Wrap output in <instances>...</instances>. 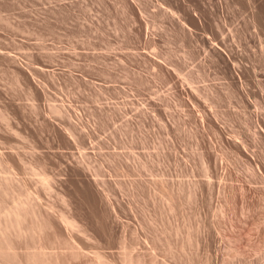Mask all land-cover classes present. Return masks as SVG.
I'll return each mask as SVG.
<instances>
[{
  "label": "rangeland",
  "instance_id": "374dc122",
  "mask_svg": "<svg viewBox=\"0 0 264 264\" xmlns=\"http://www.w3.org/2000/svg\"><path fill=\"white\" fill-rule=\"evenodd\" d=\"M9 208L1 264H264V0H0Z\"/></svg>",
  "mask_w": 264,
  "mask_h": 264
},
{
  "label": "bare ground",
  "instance_id": "6f19581e",
  "mask_svg": "<svg viewBox=\"0 0 264 264\" xmlns=\"http://www.w3.org/2000/svg\"><path fill=\"white\" fill-rule=\"evenodd\" d=\"M15 206L17 207V205H15ZM10 207H11V206H10ZM16 207L13 208V209H16ZM19 207H20V206H18V208H19ZM22 207H23V206H22ZM11 208H12V207H11ZM9 209H10V208H9ZM7 210H8V209H7ZM7 210H5V211H7ZM11 210H12V209L9 210L10 212L8 213L7 216H6V213H7L8 211L5 213L4 216L7 217V218H5V217L2 216L3 218H5V220H3V221H4L3 224L1 223L2 225L0 224V236L3 235V234H4L3 236H5V235L7 236L9 233H10V234L12 233V230H14V229L17 230V228H19V227H20L19 229H21V226H19V224L21 223V222L19 223V213H20V211H18V209H17L18 212L15 211V210H12V211H11ZM22 213H23V212H22ZM3 214H4V212H3ZM20 214H21V213H20ZM0 216H1V215H0ZM20 216H22V215H20ZM22 217H23V216H22ZM0 218H1V217H0ZM20 219H21V217H20ZM21 220H22V219H21ZM0 221H1V220H0ZM1 222H2V221H1ZM18 223H19V224H18ZM17 226H18V227H17ZM14 227H15V228H14ZM16 227H17V228H16ZM12 228H14V229H12ZM10 229H12L11 232L9 231ZM19 229H18V231H19ZM16 230H14L13 232H15ZM20 231H22V229H21ZM20 231H19V232H20ZM6 233H7V234H6ZM15 233H16V232H15ZM17 233H18V232H17ZM17 233H16V234H17ZM12 234H13V233H12ZM18 234H19V233H18ZM18 234H17V235H18ZM3 238H4V237H2V239H3ZM7 238H8V236H7ZM4 239H5V238H4ZM4 239H3V240H4ZM9 239H10V238H9ZM3 240L0 239V242L3 243ZM5 242H7V241H4V243H5ZM8 242H9V241H8ZM6 245H7V244H6ZM6 245L4 244L5 248H3V249L5 250V252H6V253L3 252V255H4L3 258L7 257L6 259L9 260V259L12 258L13 256H12V252H11V254H10L11 257L9 256V253H10V252L7 253V250H8V249L10 250V248H9L8 245H7V246H8V248H7ZM2 246H3V245H2ZM2 246H1V244H0V248H1ZM4 246H3V247H4ZM0 250H1V251H0V255L2 256V253H1V252L4 251V250H2V248H1ZM9 250H8V251H9ZM4 253H5L6 255H5ZM13 253H14V252H13ZM7 254H8L9 257L7 256ZM1 256H0V257H1ZM14 256H15V254H14ZM1 258H2V257H1ZM1 260H2V259H1ZM11 260H12V259H11ZM11 260H10V261H11ZM15 260H16V259H15ZM19 260H20V259H19ZM3 261H4V259H3ZM13 261H14V260H13ZM13 261H11V262H13ZM4 262H5V261H4ZM6 262H7V261H6ZM15 262H16V261H15ZM13 263H14V262H13ZM0 264H1V263H0ZM4 264H6V263H4ZM7 264H8V263H7ZM17 264H19L18 261H17Z\"/></svg>",
  "mask_w": 264,
  "mask_h": 264
}]
</instances>
